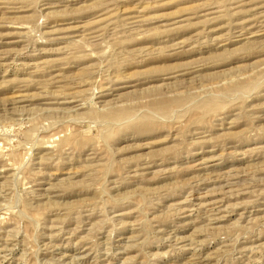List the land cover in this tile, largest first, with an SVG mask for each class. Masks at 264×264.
<instances>
[{"label": "rangeland", "instance_id": "obj_1", "mask_svg": "<svg viewBox=\"0 0 264 264\" xmlns=\"http://www.w3.org/2000/svg\"><path fill=\"white\" fill-rule=\"evenodd\" d=\"M0 264H264V0H0Z\"/></svg>", "mask_w": 264, "mask_h": 264}]
</instances>
